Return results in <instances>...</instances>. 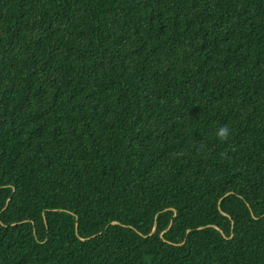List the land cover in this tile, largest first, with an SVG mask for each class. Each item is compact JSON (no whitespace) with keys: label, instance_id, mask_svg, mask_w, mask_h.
<instances>
[{"label":"trees","instance_id":"16d2710c","mask_svg":"<svg viewBox=\"0 0 264 264\" xmlns=\"http://www.w3.org/2000/svg\"><path fill=\"white\" fill-rule=\"evenodd\" d=\"M0 264H264V0H0Z\"/></svg>","mask_w":264,"mask_h":264},{"label":"clouds","instance_id":"9594fccd","mask_svg":"<svg viewBox=\"0 0 264 264\" xmlns=\"http://www.w3.org/2000/svg\"><path fill=\"white\" fill-rule=\"evenodd\" d=\"M230 129L227 125H222L220 128L217 129V138L221 142H226L230 135Z\"/></svg>","mask_w":264,"mask_h":264}]
</instances>
